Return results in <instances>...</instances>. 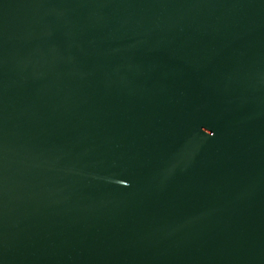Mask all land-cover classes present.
Segmentation results:
<instances>
[{"label":"water","instance_id":"95a60500","mask_svg":"<svg viewBox=\"0 0 264 264\" xmlns=\"http://www.w3.org/2000/svg\"><path fill=\"white\" fill-rule=\"evenodd\" d=\"M0 264H264V0H0Z\"/></svg>","mask_w":264,"mask_h":264}]
</instances>
